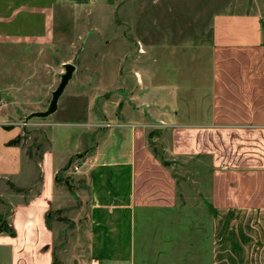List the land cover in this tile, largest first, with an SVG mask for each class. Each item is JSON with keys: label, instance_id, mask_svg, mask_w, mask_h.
Instances as JSON below:
<instances>
[{"label": "crops", "instance_id": "obj_1", "mask_svg": "<svg viewBox=\"0 0 264 264\" xmlns=\"http://www.w3.org/2000/svg\"><path fill=\"white\" fill-rule=\"evenodd\" d=\"M68 2L0 0V212L13 229L0 231V264H264V41L140 48L147 60L129 93L72 71L32 164L8 142L42 108L27 102L21 72L33 62L19 55L53 44L56 6L75 17ZM148 139L172 158L204 161L206 179L186 180L194 187L180 199ZM62 207L66 250L47 217Z\"/></svg>", "mask_w": 264, "mask_h": 264}, {"label": "rangeland", "instance_id": "obj_2", "mask_svg": "<svg viewBox=\"0 0 264 264\" xmlns=\"http://www.w3.org/2000/svg\"><path fill=\"white\" fill-rule=\"evenodd\" d=\"M66 1H69V9L71 2H74L75 17L72 20L67 15L68 4L64 9L61 5L56 6L59 17L56 19L57 16H54L53 22L58 35L53 38V44L19 55L22 64L24 60L33 62L26 71L21 72L26 78L27 102L33 100L37 104L42 103V108L33 110L47 107L50 92L59 80L64 62L74 64L72 77L76 80L88 76L93 82L92 87L95 84L99 86L101 80L105 82L103 87H106L107 94H114L116 90L129 93L136 82L134 71L147 60L146 53L137 54L140 48H194L200 44L205 48L213 41L235 36L264 41V0ZM115 60H118L119 73L116 79V70L109 68ZM72 87L78 89L82 85L76 83ZM46 116H25L21 119V126L13 139L20 147L25 162L34 164L46 145ZM148 143L153 152L167 162L178 183L180 199H183L180 189L194 187L185 185L186 180L195 179L198 175L205 178L204 161L172 158L156 142L148 139ZM195 170H198L197 174ZM75 179L69 178L67 184L70 188L76 185ZM205 179L199 183L200 188L207 187ZM6 188L7 184L0 179V192ZM76 203L75 198L71 197L70 205L75 207ZM5 207L2 206L4 211L0 212V229L8 227ZM69 208L50 209L47 216L52 224L62 226L55 243L56 248L58 243L60 249L64 250L68 242L67 228L71 225Z\"/></svg>", "mask_w": 264, "mask_h": 264}, {"label": "water", "instance_id": "obj_3", "mask_svg": "<svg viewBox=\"0 0 264 264\" xmlns=\"http://www.w3.org/2000/svg\"><path fill=\"white\" fill-rule=\"evenodd\" d=\"M74 69V64L71 62H64L63 63V71L60 73L59 80L56 84V86L51 90L50 92V98L47 104V107L43 110H32L27 115L26 118H29L31 116H43L46 115L53 110H55L57 105V97L62 91V88L64 87L67 80L70 78L71 73Z\"/></svg>", "mask_w": 264, "mask_h": 264}, {"label": "trees", "instance_id": "obj_4", "mask_svg": "<svg viewBox=\"0 0 264 264\" xmlns=\"http://www.w3.org/2000/svg\"><path fill=\"white\" fill-rule=\"evenodd\" d=\"M9 143H13V144H16L14 143V139L11 138L10 140H8ZM164 164H167V162L165 160H162ZM8 227L6 226L5 228H2L0 229V231H6L8 233H12L13 232V229L12 227L7 223Z\"/></svg>", "mask_w": 264, "mask_h": 264}, {"label": "built area", "instance_id": "obj_5", "mask_svg": "<svg viewBox=\"0 0 264 264\" xmlns=\"http://www.w3.org/2000/svg\"><path fill=\"white\" fill-rule=\"evenodd\" d=\"M76 168V166H74V169ZM91 264H95L94 262H91Z\"/></svg>", "mask_w": 264, "mask_h": 264}]
</instances>
